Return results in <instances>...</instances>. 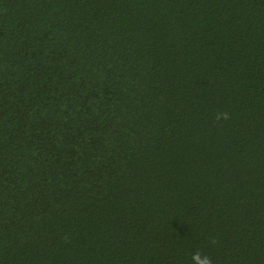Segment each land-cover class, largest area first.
I'll return each mask as SVG.
<instances>
[{"label": "trees", "instance_id": "1", "mask_svg": "<svg viewBox=\"0 0 264 264\" xmlns=\"http://www.w3.org/2000/svg\"><path fill=\"white\" fill-rule=\"evenodd\" d=\"M197 252L264 264V0H0V264Z\"/></svg>", "mask_w": 264, "mask_h": 264}, {"label": "clouds", "instance_id": "2", "mask_svg": "<svg viewBox=\"0 0 264 264\" xmlns=\"http://www.w3.org/2000/svg\"><path fill=\"white\" fill-rule=\"evenodd\" d=\"M221 118L228 119L229 117H228L227 113H218L217 114V120H219ZM193 260H194L195 264H213V260L210 256L204 255L200 252H197L194 254Z\"/></svg>", "mask_w": 264, "mask_h": 264}]
</instances>
